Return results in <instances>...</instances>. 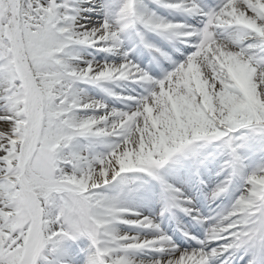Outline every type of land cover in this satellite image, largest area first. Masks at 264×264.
<instances>
[{
	"label": "snow or ice",
	"instance_id": "6c2138e0",
	"mask_svg": "<svg viewBox=\"0 0 264 264\" xmlns=\"http://www.w3.org/2000/svg\"><path fill=\"white\" fill-rule=\"evenodd\" d=\"M0 264H264V0H0Z\"/></svg>",
	"mask_w": 264,
	"mask_h": 264
}]
</instances>
